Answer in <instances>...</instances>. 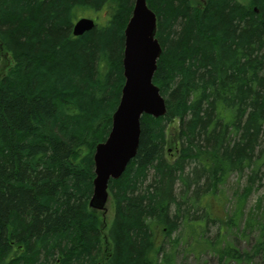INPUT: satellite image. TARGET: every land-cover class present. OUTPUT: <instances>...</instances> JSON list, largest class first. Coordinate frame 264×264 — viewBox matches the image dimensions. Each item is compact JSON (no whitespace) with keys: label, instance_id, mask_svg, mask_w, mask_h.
Segmentation results:
<instances>
[{"label":"trees","instance_id":"obj_1","mask_svg":"<svg viewBox=\"0 0 264 264\" xmlns=\"http://www.w3.org/2000/svg\"><path fill=\"white\" fill-rule=\"evenodd\" d=\"M134 1L0 0V264H174L178 244L241 260L224 232L242 210L222 220L212 206L233 173L244 204L264 169V0H146L166 110L141 116L107 226L89 205L93 154L121 97ZM83 12L95 26L74 36ZM257 208L243 229L258 221L262 248Z\"/></svg>","mask_w":264,"mask_h":264},{"label":"water","instance_id":"obj_2","mask_svg":"<svg viewBox=\"0 0 264 264\" xmlns=\"http://www.w3.org/2000/svg\"><path fill=\"white\" fill-rule=\"evenodd\" d=\"M95 22L81 17L73 23L72 33L79 36L92 29ZM156 17L146 0H135L131 16L124 29L122 58L124 83L119 103L112 115L107 138L96 145L93 194L89 205L102 209L108 198V182L116 179L136 154L140 118L165 113V103L152 78L161 48L155 38Z\"/></svg>","mask_w":264,"mask_h":264},{"label":"rangeland","instance_id":"obj_3","mask_svg":"<svg viewBox=\"0 0 264 264\" xmlns=\"http://www.w3.org/2000/svg\"><path fill=\"white\" fill-rule=\"evenodd\" d=\"M85 15H87V12H83V16ZM176 124L177 122L174 121L172 127H170L174 128ZM171 128L169 129L171 130ZM168 151H171V149H168ZM259 174L261 177H259V179H257L254 183V187H252L251 193L246 196L244 204L238 203V196L246 186V176L245 174L238 176L237 174L233 173L227 178L221 187L222 195L224 197V206L221 204H214L212 206L213 212L218 217H221L222 220L231 215L234 209L236 211L238 209L242 210L241 214H243V216H239L236 225L231 229L227 228L228 230L224 232V239L227 240L232 245V247L241 254V260L231 259L228 261L222 260L220 262L217 256L213 255L209 251H204L201 254L199 253V250L195 253L185 252L184 248H186V246L178 244V246L174 247V264H264V247L257 248L256 246L254 248L257 239L260 237L258 221H253L252 226L243 229V223L245 222L246 218L252 214L257 215L259 212H257L258 202H260V204L264 207V169ZM100 212L108 226L113 216V207L110 199H107L103 209ZM262 213L264 214V212ZM260 217L261 218L259 221H262L263 216L261 214ZM215 230L216 224L210 225L208 235L212 236ZM161 239L162 238L160 234L157 232V242L159 243ZM164 240L166 244L165 248H168V243L171 242L168 238H164Z\"/></svg>","mask_w":264,"mask_h":264},{"label":"bare ground","instance_id":"obj_4","mask_svg":"<svg viewBox=\"0 0 264 264\" xmlns=\"http://www.w3.org/2000/svg\"><path fill=\"white\" fill-rule=\"evenodd\" d=\"M93 161H94V159H93ZM94 179V178H93Z\"/></svg>","mask_w":264,"mask_h":264}]
</instances>
